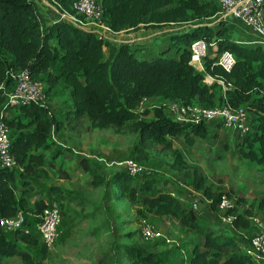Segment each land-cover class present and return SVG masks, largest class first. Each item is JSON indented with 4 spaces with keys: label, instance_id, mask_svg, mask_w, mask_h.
<instances>
[{
    "label": "trees",
    "instance_id": "obj_1",
    "mask_svg": "<svg viewBox=\"0 0 264 264\" xmlns=\"http://www.w3.org/2000/svg\"><path fill=\"white\" fill-rule=\"evenodd\" d=\"M49 1L61 12L75 13L73 3L76 0ZM98 2L104 11L103 22L114 33L137 31L141 26L157 29L173 25L179 29L169 35L167 47L150 52L135 44H113L97 35L96 31L70 21L48 24L33 0H0V50L11 57L9 63L0 57V87L12 84L11 72L29 70L34 81L46 85L43 79L48 77V98L55 87L65 84L70 89L73 102L65 113L64 122L57 120L49 107L35 103L22 106L21 114L12 120L5 119L13 129L17 128L13 135L12 154L20 169L0 166V218L14 217L20 210L35 216L47 207V201L30 204L27 200L29 184L32 183L27 177L38 176L39 170L46 165L54 132H62L67 124H74L85 117L98 129L112 128L122 132L133 126L140 137L136 146L138 152L163 145L173 154V166L187 172L194 188L211 201L213 210H219L225 193L210 190L200 169L186 162L172 143L179 137H184L190 145L194 139L204 140L209 136L210 124H181L159 107L153 108L152 120H139V106L144 98L183 100L205 107H215L227 100L233 107H248L250 112L249 105L253 104L254 95L263 94L264 98V46L247 45L229 38L227 20L216 28H210L207 21L220 11L217 1ZM199 37L216 41L220 51L229 50L235 55L236 65L230 73L218 66L217 59L212 57L205 61L204 72L190 64V45ZM174 48L176 54L170 55ZM56 65L59 71L53 75ZM206 74L231 86L225 92L226 100L217 94L222 87L218 81L211 85L205 83ZM258 102L262 113L252 118V133L243 138L242 143H248V152L243 156L264 165V100ZM4 104L5 99L0 97V107ZM21 115L27 123L21 120ZM255 143H258V149H255ZM60 155L57 151L55 158ZM81 163L90 171L86 159ZM19 177L22 180L20 196ZM107 181L110 199L122 197L141 202L159 216H173L180 220L184 227L200 236L203 242L194 244L188 264H255L247 252L251 240L247 235L252 231L255 211L244 199L239 198L225 213L233 217L229 231L216 230L204 227L199 221L200 214L187 207L177 195L156 188L158 178L152 173L133 176L126 170H120ZM140 191L144 194L140 195ZM51 193L55 198L66 196V192L57 187L51 188ZM259 207L264 209V198ZM5 231L0 226V258L18 257L24 264H42L21 246V243L37 245L38 239L34 234L18 229L11 232L14 240H10ZM123 251L131 264H167L154 252L130 245L123 246Z\"/></svg>",
    "mask_w": 264,
    "mask_h": 264
},
{
    "label": "rangeland",
    "instance_id": "obj_2",
    "mask_svg": "<svg viewBox=\"0 0 264 264\" xmlns=\"http://www.w3.org/2000/svg\"><path fill=\"white\" fill-rule=\"evenodd\" d=\"M225 20L237 22L234 26L231 25L232 29L229 27L230 31L234 30L233 37L227 35L229 38L247 41L245 43L259 39L251 28L233 18L215 17L207 21V25L216 28ZM248 34L256 35L257 38L249 40ZM135 40L132 35L121 33L115 39V44L133 43L139 46ZM106 52L108 54L107 50ZM173 54H176L175 48L170 55ZM0 57L7 63L10 62L11 57L1 50ZM58 71L56 65L53 75ZM47 80L48 77L45 76L43 81L49 86ZM217 94L219 97L225 96L224 88L221 87ZM258 100H264L263 94L254 95L253 104L249 105L251 118H257L262 113ZM47 106L57 120L64 122L66 111L73 106L70 89L65 84L55 87ZM146 108L139 110V120L150 121L154 118L153 107ZM20 114V110L16 109L8 115V120ZM21 120L28 122L22 115ZM16 130L17 128L13 130L14 136ZM51 140L52 148L47 151L46 165L39 170L38 176L27 177V180L32 181L27 191V200L59 201L63 210V222L60 237L52 248H48L34 230L38 244L21 243L22 248L31 254L36 262L131 264L123 251V246L130 245L156 253L167 264H188L194 244L203 242L200 236L184 227L180 220L173 216H159L141 202H132L122 197L110 199L111 190L107 180L115 171L126 170L125 162L130 159L142 165L143 174L152 173L158 178L156 188L177 195L187 207L193 208L197 203L199 221L204 227L229 231V224L225 221L226 211L212 209L211 201L194 188L193 180L187 172L173 166L171 151L163 145L153 146L145 152L136 150L140 137L133 126L122 132L112 128L98 129L85 117L74 124H67L62 132H54ZM242 141L243 138L235 131L212 123L206 139H194V143L190 145L184 137H179L172 140V143L174 149L180 150L186 162L200 169L210 190L225 193L231 198L233 205L239 198L244 199L254 207V218L264 220V209L259 207L264 198V165L243 156L244 152H248V143L246 145ZM254 147L258 149V143H255ZM57 151L61 155L55 159ZM83 159L89 162L90 171L82 166ZM102 180L101 185H98ZM18 183L21 192L20 177ZM56 187L64 190L66 196L55 198L51 188ZM143 194L140 191V195ZM33 221L34 218L30 216L31 226ZM144 221L164 232L171 239V244L146 240L141 230ZM255 227L253 222L252 231L247 235L248 240L256 233ZM4 233L10 240H14L13 233ZM0 264L24 263L18 257H4L0 258Z\"/></svg>",
    "mask_w": 264,
    "mask_h": 264
},
{
    "label": "built area",
    "instance_id": "obj_3",
    "mask_svg": "<svg viewBox=\"0 0 264 264\" xmlns=\"http://www.w3.org/2000/svg\"><path fill=\"white\" fill-rule=\"evenodd\" d=\"M220 11L215 17L223 19L233 18L246 24L258 36V40L250 41L247 45L264 46V0H216ZM74 14H68L70 22L77 26L97 31L99 28L109 30L103 22L104 11L98 0H76L73 3ZM213 17V18H215ZM190 64L198 71H205V61L208 58H216L217 65L230 73L236 65V57L229 50L220 51L216 41H208L205 37L195 39L190 45ZM12 84L9 87H0V97L5 99V104L0 110V166L8 169H20V165L12 154L13 128L6 122L8 110L11 112L27 104L35 103L47 106L48 96L46 85L40 81H34L29 70L10 73ZM218 83L226 92L228 87L221 80L206 74L205 83L208 85ZM225 97V96H224ZM226 100V97H225ZM146 107L163 108L172 120L181 124L214 123L217 126L235 131L240 138L252 133V118L248 107H233L227 100L224 104L215 107H205L197 103H187L183 100H161L144 98L139 110ZM126 171L133 176L144 173L141 164L135 160L125 162ZM233 206L231 198L224 194L219 204V211H227ZM193 210L198 211V204L193 205ZM30 216L34 218L30 224ZM256 233L251 237L248 254L255 263H264V220L252 219ZM225 221L230 224L233 217L226 216ZM32 222V221H31ZM63 222L62 205L59 201L48 202L47 207L39 215H29L20 210L14 217L0 218V226L8 232L23 229L27 234L34 232L42 242L52 248L58 241ZM34 230V232H33ZM142 235L146 240H154L171 244V239L164 232L148 221H144Z\"/></svg>",
    "mask_w": 264,
    "mask_h": 264
},
{
    "label": "crops",
    "instance_id": "obj_4",
    "mask_svg": "<svg viewBox=\"0 0 264 264\" xmlns=\"http://www.w3.org/2000/svg\"><path fill=\"white\" fill-rule=\"evenodd\" d=\"M33 1L36 2L37 7H38L41 15L45 18V20L48 24L54 23L57 21H70V17L68 16V14L61 12L57 7L52 5L49 0H33ZM204 1H207V0H204ZM213 2H216V1H213ZM232 21H234V20L228 21L229 27H231V25L234 26L237 23L235 21L234 22H232ZM177 29H179V27H176L173 25L164 26V27L157 28V29L148 28L146 26H141L140 29L137 31L114 33L112 30L109 31V30H103V29L99 28L96 31V34L99 35L100 37L104 38L105 40L110 41L113 44H115L116 43L115 39L118 38V35H120L121 33H128V34L132 35L133 38L134 37L136 38L135 41L139 44V46L145 47L150 52H155L159 48L167 47L169 45V40H167V39H168L169 35L173 31H177ZM231 29H232V27H231ZM233 33H234V30H231V31H229L228 34H229V36L233 37L234 36ZM247 38H249V40H253V39L257 38V36L256 35H250L249 36V34H248ZM245 42H247V41H245ZM116 45H118V44H116ZM0 110H1V107H0ZM13 112H15V111H13ZM21 191H22V188H21ZM19 193L21 195L20 188L18 191V195H19ZM35 201L36 200L31 201L30 204H34Z\"/></svg>",
    "mask_w": 264,
    "mask_h": 264
}]
</instances>
